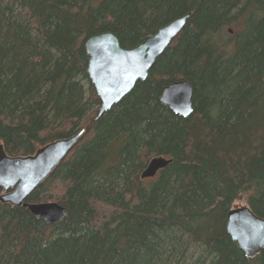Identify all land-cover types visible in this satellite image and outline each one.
<instances>
[{"label":"trees","instance_id":"trees-1","mask_svg":"<svg viewBox=\"0 0 264 264\" xmlns=\"http://www.w3.org/2000/svg\"><path fill=\"white\" fill-rule=\"evenodd\" d=\"M191 13L145 80L95 121L84 42L132 48ZM188 80L194 111L160 102ZM84 130L26 200L57 202V224L0 204V264H264L226 230L244 202L264 218V0H0V143L29 156ZM172 162L154 178V157ZM2 191L0 190V194Z\"/></svg>","mask_w":264,"mask_h":264},{"label":"water","instance_id":"water-1","mask_svg":"<svg viewBox=\"0 0 264 264\" xmlns=\"http://www.w3.org/2000/svg\"><path fill=\"white\" fill-rule=\"evenodd\" d=\"M191 13L178 17L145 38L132 48H124L113 32L88 37L85 49L88 56L87 73L100 107L95 121L119 104L136 86L145 80L149 71L173 40L183 31ZM193 87L188 80L174 81L163 90L160 102L174 114L189 117L194 111ZM84 130L51 142L29 156L11 157L0 143V204L27 207L47 224H57L67 215L57 202L27 203L28 197L43 184L79 144ZM172 162L166 157L152 158L141 173V179L154 178ZM227 231L246 256L264 250V218L248 206H236L227 216Z\"/></svg>","mask_w":264,"mask_h":264},{"label":"rangeland","instance_id":"rangeland-1","mask_svg":"<svg viewBox=\"0 0 264 264\" xmlns=\"http://www.w3.org/2000/svg\"><path fill=\"white\" fill-rule=\"evenodd\" d=\"M244 202H239L237 206H245ZM200 250L197 247H191L188 254V264H192L200 256Z\"/></svg>","mask_w":264,"mask_h":264},{"label":"bare ground","instance_id":"bare-ground-1","mask_svg":"<svg viewBox=\"0 0 264 264\" xmlns=\"http://www.w3.org/2000/svg\"><path fill=\"white\" fill-rule=\"evenodd\" d=\"M80 132V131H79ZM160 172V171H159ZM226 230H227V225H226ZM228 232V231H227ZM229 234V233H228Z\"/></svg>","mask_w":264,"mask_h":264}]
</instances>
